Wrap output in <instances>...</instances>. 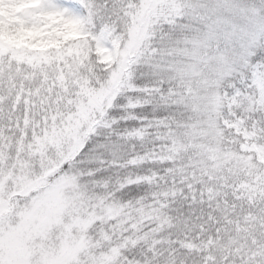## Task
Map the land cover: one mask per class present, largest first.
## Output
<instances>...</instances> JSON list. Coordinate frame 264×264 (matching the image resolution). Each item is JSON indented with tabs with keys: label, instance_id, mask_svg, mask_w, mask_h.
Wrapping results in <instances>:
<instances>
[{
	"label": "snow or ice",
	"instance_id": "snow-or-ice-1",
	"mask_svg": "<svg viewBox=\"0 0 264 264\" xmlns=\"http://www.w3.org/2000/svg\"><path fill=\"white\" fill-rule=\"evenodd\" d=\"M0 264H264V0H0Z\"/></svg>",
	"mask_w": 264,
	"mask_h": 264
}]
</instances>
